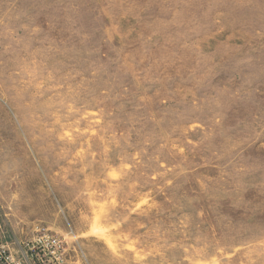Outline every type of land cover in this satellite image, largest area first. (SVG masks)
Masks as SVG:
<instances>
[{"label": "rangeland", "instance_id": "rangeland-1", "mask_svg": "<svg viewBox=\"0 0 264 264\" xmlns=\"http://www.w3.org/2000/svg\"><path fill=\"white\" fill-rule=\"evenodd\" d=\"M66 264H264V0H0V242Z\"/></svg>", "mask_w": 264, "mask_h": 264}, {"label": "built area", "instance_id": "built-area-1", "mask_svg": "<svg viewBox=\"0 0 264 264\" xmlns=\"http://www.w3.org/2000/svg\"><path fill=\"white\" fill-rule=\"evenodd\" d=\"M29 239L0 242V264H66V249L57 234L36 226Z\"/></svg>", "mask_w": 264, "mask_h": 264}]
</instances>
